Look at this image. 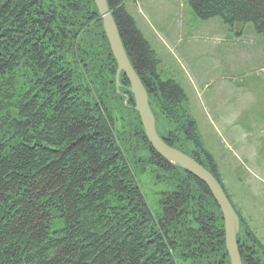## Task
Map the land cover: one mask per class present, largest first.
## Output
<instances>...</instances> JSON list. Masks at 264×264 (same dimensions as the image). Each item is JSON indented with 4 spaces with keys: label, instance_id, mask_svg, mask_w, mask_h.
Instances as JSON below:
<instances>
[{
    "label": "trees",
    "instance_id": "trees-1",
    "mask_svg": "<svg viewBox=\"0 0 264 264\" xmlns=\"http://www.w3.org/2000/svg\"><path fill=\"white\" fill-rule=\"evenodd\" d=\"M106 3L157 136L212 174L239 219L241 264H264L184 90L158 77L123 0ZM188 4L264 37V0ZM116 70L93 0H0V264H230L210 191L150 146Z\"/></svg>",
    "mask_w": 264,
    "mask_h": 264
},
{
    "label": "rangeland",
    "instance_id": "rangeland-1",
    "mask_svg": "<svg viewBox=\"0 0 264 264\" xmlns=\"http://www.w3.org/2000/svg\"><path fill=\"white\" fill-rule=\"evenodd\" d=\"M123 2L158 59V77H172L184 90L204 147L247 225L243 236L264 247V37L249 23L201 20L188 0Z\"/></svg>",
    "mask_w": 264,
    "mask_h": 264
},
{
    "label": "water",
    "instance_id": "water-1",
    "mask_svg": "<svg viewBox=\"0 0 264 264\" xmlns=\"http://www.w3.org/2000/svg\"><path fill=\"white\" fill-rule=\"evenodd\" d=\"M93 1L102 20L103 31L117 64L116 85H118V75L122 72L130 85L135 102V111L139 115L140 123L150 146L160 157L182 168L208 188L222 213L225 232V253L229 257L230 264H241L236 240L238 218L230 202L211 173L187 155L166 145L157 136L154 118L148 105L147 93L127 58L112 16L108 11L106 0Z\"/></svg>",
    "mask_w": 264,
    "mask_h": 264
},
{
    "label": "bare ground",
    "instance_id": "bare-ground-1",
    "mask_svg": "<svg viewBox=\"0 0 264 264\" xmlns=\"http://www.w3.org/2000/svg\"><path fill=\"white\" fill-rule=\"evenodd\" d=\"M117 28V27H116ZM147 93V92H146ZM154 117V116H153ZM155 120V119H154ZM154 125H155V123H154ZM172 148V147H171ZM226 254V253H225Z\"/></svg>",
    "mask_w": 264,
    "mask_h": 264
}]
</instances>
